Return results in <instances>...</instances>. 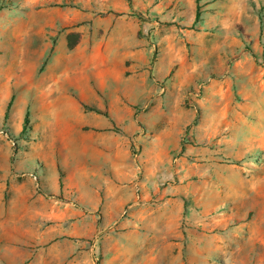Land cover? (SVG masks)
I'll list each match as a JSON object with an SVG mask.
<instances>
[{
	"label": "rangeland",
	"instance_id": "374dc122",
	"mask_svg": "<svg viewBox=\"0 0 264 264\" xmlns=\"http://www.w3.org/2000/svg\"><path fill=\"white\" fill-rule=\"evenodd\" d=\"M0 264H264V0H0Z\"/></svg>",
	"mask_w": 264,
	"mask_h": 264
},
{
	"label": "trees",
	"instance_id": "16d2710c",
	"mask_svg": "<svg viewBox=\"0 0 264 264\" xmlns=\"http://www.w3.org/2000/svg\"><path fill=\"white\" fill-rule=\"evenodd\" d=\"M200 17H201V12H200V8H198V11H197V14H196V21H199L200 20ZM13 105V101L10 102L9 106H8V111L11 109ZM97 113H99L98 110H95ZM27 123H28V119L27 117L25 118L24 120V127H23V131H26V126H27Z\"/></svg>",
	"mask_w": 264,
	"mask_h": 264
},
{
	"label": "bare ground",
	"instance_id": "6f19581e",
	"mask_svg": "<svg viewBox=\"0 0 264 264\" xmlns=\"http://www.w3.org/2000/svg\"><path fill=\"white\" fill-rule=\"evenodd\" d=\"M67 109H69V107H66ZM58 109V108H57Z\"/></svg>",
	"mask_w": 264,
	"mask_h": 264
},
{
	"label": "crops",
	"instance_id": "0c3cea01",
	"mask_svg": "<svg viewBox=\"0 0 264 264\" xmlns=\"http://www.w3.org/2000/svg\"><path fill=\"white\" fill-rule=\"evenodd\" d=\"M120 34V33H119ZM114 71H115V69H114ZM113 75H115V74H113Z\"/></svg>",
	"mask_w": 264,
	"mask_h": 264
}]
</instances>
